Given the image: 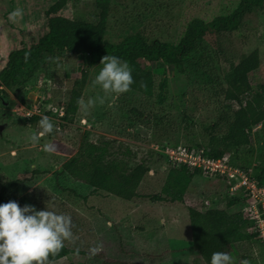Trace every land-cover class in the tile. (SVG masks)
Listing matches in <instances>:
<instances>
[{
    "label": "rangeland",
    "instance_id": "rangeland-1",
    "mask_svg": "<svg viewBox=\"0 0 264 264\" xmlns=\"http://www.w3.org/2000/svg\"><path fill=\"white\" fill-rule=\"evenodd\" d=\"M56 1L0 0V71L13 49L32 45L48 31L46 10ZM236 2L112 0L106 37L117 42L129 33L142 31L150 38L174 42L192 17L208 18L223 3L231 8ZM14 8L22 9V16L15 23H10L8 13ZM60 13L77 20H99L96 0H68ZM223 41L234 57L258 49L261 65L252 73L251 79L255 90L264 94V11L256 9L248 13L240 28L226 33ZM143 62L153 75V95L131 88L119 94L104 93L92 82L101 65H88L81 55L44 61L35 70L28 71V81L22 89L15 91L3 87L0 93V192L6 182L19 180L2 202L29 194L42 209L49 204L72 218V231L76 238L66 243L73 250L79 248V253L73 251L48 264H99L102 258L93 259V256L81 253L88 252L89 246L98 243L103 245L100 252L106 258L132 264H206L202 256L192 250L179 251L171 256H163L164 252L144 256L139 254L141 251L137 249V243L144 235L152 241L165 242L168 237H161L159 230L155 233L157 236L149 229L140 232L143 228L141 224H148V220H168V215L174 212L173 209L158 206L159 198L166 195L163 186L173 165L156 147L197 144L207 147L213 134L217 136L216 142L220 143L223 130L216 132L210 126L217 121L223 97L218 85L206 73L192 68L193 72L182 73L166 60ZM84 70L88 75L79 109L73 120L65 121L58 114L61 111L65 114L74 83L82 77ZM164 78L166 88L161 91L159 85ZM100 97H103L102 102ZM89 100L93 102L89 104ZM22 105L30 108V113L36 110V113L48 115L54 124L53 132L41 137L35 144L30 142L29 137L38 130L39 119L28 118L31 115H26V109L20 108ZM85 135L93 140L106 137L124 142L135 155L130 161L131 166L143 160L148 162L154 172L147 173L151 181L141 191L148 192L154 204L149 214L145 213L143 217L138 212L120 208L126 215L122 213V218H117L118 210L113 206L119 197L105 190H95L62 172V163L77 151ZM251 135L250 144L229 146L225 152L259 175L264 168V121L253 127ZM46 142L56 145L54 153L42 150L41 145ZM226 185L223 178L199 172L185 193L187 207L193 205L200 210L209 209L211 205L207 204V200L210 199L216 203L211 208L239 209L238 205L228 206ZM122 200L129 204L127 199ZM178 213L182 228L190 227L184 236L192 238L186 241L183 238L179 243L184 246L190 242L193 247L188 211L179 210ZM157 222L152 224L155 229L161 225L160 221L155 225ZM241 244L232 260L237 264L241 260H247V264H264V244L255 237ZM193 252L195 255L191 256Z\"/></svg>",
    "mask_w": 264,
    "mask_h": 264
},
{
    "label": "trees",
    "instance_id": "trees-1",
    "mask_svg": "<svg viewBox=\"0 0 264 264\" xmlns=\"http://www.w3.org/2000/svg\"><path fill=\"white\" fill-rule=\"evenodd\" d=\"M67 3L68 0H57L46 10L49 29L37 42L15 48L8 54L6 65L0 71V93L3 87L15 91L22 89L28 81V71L35 70L44 61L81 55L88 65H97L104 55L109 54L120 57L131 68L133 83L129 88L153 95V75L146 69L143 60H166L182 73L192 71L191 68L206 73L218 85L223 101L217 121L211 124L210 129L216 132L223 130V134L220 143L216 142V134L211 135L207 145L210 155L218 157L225 153L226 147H239L252 142L253 127L264 121V94L255 90L251 79L252 73L261 65L260 53L255 49L234 57L226 48L223 37L239 29L248 13L256 9L264 11V0H237L231 8L223 3L208 18L194 16L184 24L180 36L174 42L150 38L142 31L129 33L117 42L110 41L106 33L112 0H96L99 8L97 22L77 20L61 14ZM25 53L28 55L25 56ZM87 75V70H84L82 77L74 83L65 106V121L73 120L79 109ZM159 87L161 91L166 88L165 78ZM40 117L28 116L34 119ZM134 156L132 149L117 138L93 140L85 135L77 151L62 163V172L95 190H105L114 196L131 200L140 196L138 187L151 170L145 160L131 166L130 161ZM199 172H191L186 165L181 168L173 166L163 192L173 200L185 201V193ZM257 177L264 182V168ZM18 183L19 180H11L2 186L0 202ZM13 200L21 206L27 203L42 209L29 194L19 195ZM227 204L229 207L238 205L239 209L200 210L193 205L188 207L193 248L206 264H209L212 252L225 251L232 257L241 243L251 237L257 238L255 234L247 232L250 222L241 212V200L227 195ZM73 251L65 242L59 252L49 256L48 262L61 259ZM81 253L88 254L85 251ZM95 257L102 258L99 264H132L125 260L106 258L103 252L93 256V259ZM232 264H237L234 259Z\"/></svg>",
    "mask_w": 264,
    "mask_h": 264
},
{
    "label": "clouds",
    "instance_id": "clouds-1",
    "mask_svg": "<svg viewBox=\"0 0 264 264\" xmlns=\"http://www.w3.org/2000/svg\"><path fill=\"white\" fill-rule=\"evenodd\" d=\"M21 16L22 9L14 8L8 13V21L15 23ZM99 64L101 67L92 81L94 85H98L106 94H119L129 89L133 77L126 61L107 54ZM99 99L103 101V97ZM92 102L89 100L88 103ZM37 125L38 130L29 137L34 144L54 130L53 121L46 114L41 115ZM41 148L47 153L56 151L54 143L46 142ZM72 226L70 215L49 204L44 209H37L35 205L27 203L21 206L16 200L0 202V264H48L50 255L59 252L66 241L76 238ZM102 247L99 243L91 245L88 254L95 256ZM75 251L79 253V248ZM209 264H232V257L228 252L214 251ZM240 264H247V260H241Z\"/></svg>",
    "mask_w": 264,
    "mask_h": 264
},
{
    "label": "built area",
    "instance_id": "built-area-1",
    "mask_svg": "<svg viewBox=\"0 0 264 264\" xmlns=\"http://www.w3.org/2000/svg\"><path fill=\"white\" fill-rule=\"evenodd\" d=\"M20 108L26 109V115H41L36 110L30 113V108L23 105ZM58 115L65 114L61 111ZM156 149L177 168L186 165L191 172L198 170L209 177L223 178L228 195L241 200V212L250 222L248 232L264 243V182L250 168L237 163L227 152L218 157L210 155L207 147L199 144L164 145Z\"/></svg>",
    "mask_w": 264,
    "mask_h": 264
},
{
    "label": "crops",
    "instance_id": "crops-1",
    "mask_svg": "<svg viewBox=\"0 0 264 264\" xmlns=\"http://www.w3.org/2000/svg\"><path fill=\"white\" fill-rule=\"evenodd\" d=\"M150 172H154V170L151 169ZM150 181H151V178L148 176V174H146L144 179L142 180V182L140 183V185L138 187V192H139L140 196L135 197L131 200H126V201H129V204H127L125 202V200H122L123 198L121 199V197L116 198L117 199V200H115L116 204L113 207H116V209L118 210V212L116 213L117 218L121 217V214L123 213L121 211L126 210V209L130 210L131 212H138L143 217H144L145 213L149 214L148 211L150 210V208L154 204L150 201V197H148L149 193L148 192L142 193L141 189H142V187L147 186L150 183ZM163 196L159 198L160 201H157L158 206L161 208L164 207L165 209H167V208L173 209L174 212L168 215V220H167V218H163V220H148L149 222L152 221V223H149L147 221L148 224H146V225L141 224L143 226V228L140 230V232H142V231L144 232V231H147V229H149L150 233L155 234V233H157L156 231L159 230L161 237L167 236L168 239H166L165 242L164 241L161 242L159 240L158 241H152V240H150L148 235H144L139 240V243H137V246H138L137 249H139V251H141L139 254L144 255V256L147 254L160 255L159 252H164L163 256L169 255V254L171 256V254H175L179 251H184V250L195 251V250H193L192 243L189 242L184 246H181L179 243V242H181V240L183 238H185V241L186 240H192V238H187L184 236L185 233L187 234V232L190 231V227L189 228H182L181 217L178 213L179 210H181V211L183 210V211H185V213H187V211H188V216H189V209L186 205V198H185V201H181V200H173L170 197H166V195H163ZM115 197H117V196H115ZM207 201H208L207 204L211 205V206H209L210 208L215 207L214 204H216V203H213V201H211L210 199H208ZM120 208H122V210H120ZM127 214H129V212ZM123 215H126V214L123 213ZM185 220H186V218H185ZM156 221H158V222L155 223V225H157L159 223V221L161 223L160 228H158V229H155L156 228L155 226L153 228V225H152ZM190 235H191V233H190ZM192 255H195V252H193L191 254V256Z\"/></svg>",
    "mask_w": 264,
    "mask_h": 264
},
{
    "label": "water",
    "instance_id": "water-1",
    "mask_svg": "<svg viewBox=\"0 0 264 264\" xmlns=\"http://www.w3.org/2000/svg\"><path fill=\"white\" fill-rule=\"evenodd\" d=\"M32 95H33V94L31 93V94H30V98H29L30 100H31Z\"/></svg>",
    "mask_w": 264,
    "mask_h": 264
}]
</instances>
